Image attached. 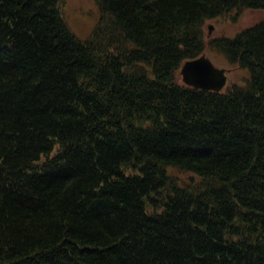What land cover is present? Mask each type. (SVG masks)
I'll use <instances>...</instances> for the list:
<instances>
[{"label": "trees", "instance_id": "1", "mask_svg": "<svg viewBox=\"0 0 264 264\" xmlns=\"http://www.w3.org/2000/svg\"><path fill=\"white\" fill-rule=\"evenodd\" d=\"M63 1L0 0V264H264V19L203 31L264 0ZM205 46L244 84H183Z\"/></svg>", "mask_w": 264, "mask_h": 264}, {"label": "rangeland", "instance_id": "2", "mask_svg": "<svg viewBox=\"0 0 264 264\" xmlns=\"http://www.w3.org/2000/svg\"><path fill=\"white\" fill-rule=\"evenodd\" d=\"M62 12L71 31L82 39L90 34L99 18V8L95 0H64ZM232 15H235V19L231 18ZM262 19H264V10L248 8L234 10L207 20L203 28L204 38L207 41L212 36L233 37L239 30ZM209 26L212 27L210 32ZM204 53L215 66L224 67L227 70V85L244 84L249 76L247 68L228 64L222 53L208 46H205ZM173 173L181 176L183 180L191 176L190 173H178L175 169Z\"/></svg>", "mask_w": 264, "mask_h": 264}, {"label": "water", "instance_id": "3", "mask_svg": "<svg viewBox=\"0 0 264 264\" xmlns=\"http://www.w3.org/2000/svg\"><path fill=\"white\" fill-rule=\"evenodd\" d=\"M179 73L183 84L203 90L220 91L227 80L225 68L215 66L205 53L185 60Z\"/></svg>", "mask_w": 264, "mask_h": 264}]
</instances>
